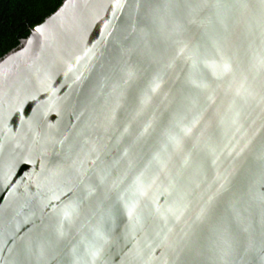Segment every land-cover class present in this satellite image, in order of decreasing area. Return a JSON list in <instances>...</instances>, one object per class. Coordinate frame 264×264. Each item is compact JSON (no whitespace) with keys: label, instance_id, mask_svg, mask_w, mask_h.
Here are the masks:
<instances>
[{"label":"water","instance_id":"water-1","mask_svg":"<svg viewBox=\"0 0 264 264\" xmlns=\"http://www.w3.org/2000/svg\"><path fill=\"white\" fill-rule=\"evenodd\" d=\"M0 264H264V0H63L2 55Z\"/></svg>","mask_w":264,"mask_h":264},{"label":"trees","instance_id":"trees-1","mask_svg":"<svg viewBox=\"0 0 264 264\" xmlns=\"http://www.w3.org/2000/svg\"><path fill=\"white\" fill-rule=\"evenodd\" d=\"M63 0H0V57L29 35Z\"/></svg>","mask_w":264,"mask_h":264}]
</instances>
